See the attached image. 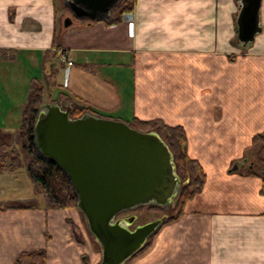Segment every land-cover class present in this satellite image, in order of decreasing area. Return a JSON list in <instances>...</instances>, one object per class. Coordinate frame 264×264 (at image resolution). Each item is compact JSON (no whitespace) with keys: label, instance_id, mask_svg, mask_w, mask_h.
<instances>
[{"label":"crops","instance_id":"crops-1","mask_svg":"<svg viewBox=\"0 0 264 264\" xmlns=\"http://www.w3.org/2000/svg\"><path fill=\"white\" fill-rule=\"evenodd\" d=\"M238 12L236 0H133L118 23L72 21L59 49L52 0H0V131H18L37 82L44 101L74 105L78 99L117 118L184 127L187 153L203 167L204 184L152 235L149 264H264L261 177L227 170L264 129V47L246 46L241 55L232 46ZM259 14L264 37V0ZM233 145L240 149L205 148ZM5 174L25 190L15 173ZM75 210L0 205V264L39 247L46 264H82L67 223L78 218Z\"/></svg>","mask_w":264,"mask_h":264},{"label":"water","instance_id":"water-1","mask_svg":"<svg viewBox=\"0 0 264 264\" xmlns=\"http://www.w3.org/2000/svg\"><path fill=\"white\" fill-rule=\"evenodd\" d=\"M120 0H64L73 19L110 21ZM236 37L249 46L263 30L262 0H236ZM73 105L62 99L42 101L33 124L36 150L68 176L76 194L75 206L83 213L89 231L101 246L99 264H122L143 247L167 215L129 224L134 215L117 216L141 204L166 205L179 194L181 181L173 152L155 130H141L124 119L84 111L71 116ZM236 160L229 171L243 166ZM253 161L248 166L251 167Z\"/></svg>","mask_w":264,"mask_h":264},{"label":"trees","instance_id":"trees-1","mask_svg":"<svg viewBox=\"0 0 264 264\" xmlns=\"http://www.w3.org/2000/svg\"><path fill=\"white\" fill-rule=\"evenodd\" d=\"M52 2L54 5L56 29L59 4L58 0H52ZM61 9L63 12L69 11L65 5H62ZM114 9H117L116 17H112L110 21H106L110 24L120 22L123 13H130L132 11L133 0H120ZM78 20L83 23L90 22L86 19ZM55 37L54 41L57 39L56 45L60 49V37L58 35H55ZM42 92L43 86L40 83H35L24 103L17 133V140L20 146L19 149L12 145V132L0 131V171L5 169L13 170L25 166L33 182L34 191L41 193L44 197L45 208L72 207L75 206L76 194L70 179L57 164L47 161L40 156L34 144L33 124L38 112L39 103L42 100ZM86 110L102 114V112L95 110L93 107L74 103L72 115H79ZM105 115L108 114L105 113ZM126 121L141 130L157 131L172 150L177 172L179 174H185V178L188 179L187 182L181 186L182 188L180 187V209L177 212L179 213L185 202L202 189L205 179L204 172L197 169L199 166H196V164H199V161L190 157L187 153V135L184 127L181 124H168L160 118L143 120L134 116ZM252 141H261L264 143V132L255 134L252 137ZM24 158H26L27 161H24ZM246 172L253 174L254 170L251 167H247ZM261 191L264 192V178ZM37 205L36 200L26 199L22 201H7L1 206L5 208H32L37 207ZM152 207L157 208L159 205H152ZM171 218L173 217H169V219ZM78 239L80 240L81 238ZM83 260L84 264H89L85 257H83ZM14 264H46V250L45 248L21 250L17 253Z\"/></svg>","mask_w":264,"mask_h":264},{"label":"rangeland","instance_id":"rangeland-1","mask_svg":"<svg viewBox=\"0 0 264 264\" xmlns=\"http://www.w3.org/2000/svg\"><path fill=\"white\" fill-rule=\"evenodd\" d=\"M63 1L64 0H58V4H59L58 23H57V26H56V29H55V35L56 36L58 35L60 37V40L63 39V36L65 34V28H68V27H64L62 22H63L65 17L71 16L70 11L63 12V10L61 9V6L62 5L64 6ZM114 8L111 10V16L115 18L116 15H117V11H116L117 9H114ZM53 9H54V5H53ZM125 14H127V12L123 13L122 17ZM72 19H73L74 23L77 22V24L78 23L79 24H84L83 22H80L78 19H75V18H72ZM54 42L57 43V39ZM230 43L232 44V46L235 47V49L241 50L240 51V52H242L241 55L244 54V50L247 47H245V48L241 47L240 46L241 44L238 42V40H237L235 35L230 40ZM263 44H264L263 34H261V35L259 34V36L257 37L255 43H252L251 46H254L253 49L256 50V49H260L261 47L263 48L264 47ZM236 58H237V55H236V57L234 59H236ZM227 59L229 61H232V59L229 56H227ZM49 77H50V75H49ZM49 77L47 76L46 81L47 82H53V80H52L53 78L52 77L49 78ZM37 83H39V82H37ZM56 100H57V98L51 99V101H56ZM42 101H44L43 94H42L41 102ZM75 103L81 104L82 102L77 99V100H75ZM85 106H89V105H85ZM95 110H97V109H95ZM72 111H71V116H73L72 115ZM86 111H89V110H86ZM99 112H102V114L101 113H96V112H94V113L99 114L101 116H107V117L113 116L112 118H117V117H114V116H116L115 115L116 113H111L110 114V113H108L106 111H99ZM105 113H107L108 115H105ZM128 118L131 119V117H128ZM218 118H223V115L222 114H218ZM119 119H121V118H119ZM262 132H264V129L256 131L250 137V143L243 148L240 157H236V158L232 159L229 163H227V167H228L234 161L241 160L244 157H246L247 160H246L245 164L243 166H239L238 169H241L242 173L249 174V175H257L258 177H261L260 191H261V188H262V182H263V178H264V143L261 142V141H257V142L255 141L254 142V141H252V137L255 134H257V133H262ZM13 133H14V135H13L14 137H12V142H13L12 145L15 146L17 149H19L20 146H19V143H18V140H17L18 139V136H17L18 131H15ZM186 148H187V139H186ZM205 148H208V150L215 149V150L219 151L220 154L223 153V152H231L233 150L237 151V150L240 149V147L234 146V145L231 146V147H220V146H215L214 147L213 146V147H205ZM23 160L27 161L26 158H24ZM250 161H253V165L251 166V168H253V170H254L253 174L246 172V168L249 167L248 164H249ZM214 163L217 164V165H221L222 164V162L220 160L219 161H215ZM197 165L199 166V168H197V169H200L201 172L203 171L204 174H205V171L203 170V167L201 166V164L199 163V164H196V166ZM235 170H237V169H235ZM3 172L15 173V175H17L16 178H19L22 182H24V186H26V187H25V190H22V189L19 190L15 184L13 185V182H10V177H11L10 175L5 174L4 176H0V187L9 184V187L7 186V188H5L7 190V192L6 193L5 192L4 193H0V204L1 205L5 204V202H7V201H19V200L15 199L17 197L30 196L31 198H29V199L36 200V203L38 204L37 207L40 205L45 210L51 209V208H48V209L45 208L43 195L41 193H39V192H35L34 191L33 182L30 179V177H29V175H28V173L26 171L25 166L18 167V168L13 169V170L5 169V170L0 171V173H3ZM179 175H180L181 181H185L186 180L185 174H179ZM205 176H206V174H205ZM27 184H28V186H27ZM203 184H204V182H203ZM31 187L33 188V192H30ZM3 190L4 189L0 188V191H3ZM261 192L264 193L263 191H261ZM152 205H154V204H151V203L150 204H141V205H138L136 207L126 209V210L122 211L121 213H119L117 216H119V217H128L130 215H134V219L129 224V227H131V228L134 227V225L141 224V223H144L146 221L152 220L154 218L160 217L163 214H166L168 216L167 217L168 221H170L172 219H175L178 216L177 212L180 209L179 194L172 200V202H170V203H168L166 205H159V207H157V208L152 207ZM52 208H74V209H76L75 211L78 213L77 214L78 218L76 219V221H73V219H72L73 215H71V216L68 217L67 223H68V225L70 227V232H71L73 238L75 239V241L77 243H79L80 247L82 248V250H81L82 251L81 252L82 253V255H81L82 264H84L83 257H85L87 259L89 264H99L100 260H101V246H100L99 242L97 241V239L89 231L86 219H85L83 213L81 212V210L78 209L76 206H72V207H52ZM169 217H173V218L169 219ZM159 228L157 230H159ZM155 233L153 235H155ZM45 235L47 237H51V236H49V234H45ZM78 238H81V239L79 240ZM153 239H154V237L152 235L148 236L147 239H146L145 244L143 245V247L141 249H139L131 257H129L122 264H149V247L151 246V243H152ZM39 248H43V247H39ZM31 249H33V248H31ZM26 250H28V249H26ZM93 250H94V254H93ZM46 258H47V255H46Z\"/></svg>","mask_w":264,"mask_h":264},{"label":"built area","instance_id":"built-area-1","mask_svg":"<svg viewBox=\"0 0 264 264\" xmlns=\"http://www.w3.org/2000/svg\"><path fill=\"white\" fill-rule=\"evenodd\" d=\"M62 59L67 62V65H72V61L67 58L66 55H62Z\"/></svg>","mask_w":264,"mask_h":264},{"label":"flooded vegetation","instance_id":"flooded-vegetation-1","mask_svg":"<svg viewBox=\"0 0 264 264\" xmlns=\"http://www.w3.org/2000/svg\"><path fill=\"white\" fill-rule=\"evenodd\" d=\"M129 217V216H128ZM136 225H134V227H135ZM134 227H132V228H134Z\"/></svg>","mask_w":264,"mask_h":264}]
</instances>
